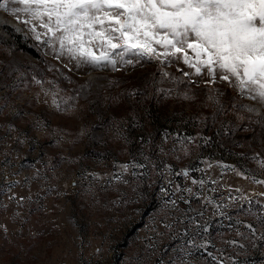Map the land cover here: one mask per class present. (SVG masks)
<instances>
[{
    "label": "rangeland",
    "instance_id": "rangeland-1",
    "mask_svg": "<svg viewBox=\"0 0 264 264\" xmlns=\"http://www.w3.org/2000/svg\"><path fill=\"white\" fill-rule=\"evenodd\" d=\"M25 19L0 8V264H264V137L245 125L264 104L182 60L78 66ZM164 69L180 78L161 103L176 115L208 112L203 85L222 90L238 151L200 154L192 124L130 146L135 91L171 82Z\"/></svg>",
    "mask_w": 264,
    "mask_h": 264
},
{
    "label": "snow or ice",
    "instance_id": "snow-or-ice-1",
    "mask_svg": "<svg viewBox=\"0 0 264 264\" xmlns=\"http://www.w3.org/2000/svg\"><path fill=\"white\" fill-rule=\"evenodd\" d=\"M0 8L26 16L37 40L47 37L44 43L78 66L182 60L210 77L205 83L219 78L264 104V0H3Z\"/></svg>",
    "mask_w": 264,
    "mask_h": 264
},
{
    "label": "trees",
    "instance_id": "trees-1",
    "mask_svg": "<svg viewBox=\"0 0 264 264\" xmlns=\"http://www.w3.org/2000/svg\"><path fill=\"white\" fill-rule=\"evenodd\" d=\"M26 50L33 53L36 56H40L33 48L29 47L27 44L24 45ZM164 73L168 75L161 76V81H165L166 78L172 79L171 82L166 84L162 82L163 85L156 84L155 80L148 82V85L145 86V90L135 91L136 99L139 104H137V110L135 113H130L131 115L127 118L128 126L126 127V137L129 141L130 146H137L143 143L151 142V145L158 144L163 141L164 136L166 135L164 131V126L171 124L178 128L180 125L189 126L192 124L194 129L200 130L202 133L200 144V154L206 152H212L214 150H219L220 152H225L227 149L235 151L237 149L236 141L233 139L234 134L236 133L237 122L235 117H231L223 112V110L230 109V99L228 101L222 100L223 92L219 90V87L215 85L205 84L203 89L209 91L210 93H205L204 95H210V102L208 105V112L199 113L200 110L198 107L203 108V104L196 106L188 115L186 113H179L181 115H176L173 111H170L168 108H165L163 104L165 103L167 97L172 96L174 93L175 87L179 86L180 78L177 75L176 79L174 74L169 69H164ZM165 78V79H164ZM175 82V84L173 83ZM159 86V89L156 87ZM196 88V87H192ZM143 92V93H142ZM218 100V101H217ZM220 100V101H219ZM264 116H261L263 118ZM260 116H252L248 119V122L245 125L248 128L255 129L259 136L264 137V118L262 122L259 121ZM244 125V124H243ZM138 129L136 132L135 130ZM175 134L174 131L170 132ZM179 136L182 133H178ZM231 137V138H230ZM177 139V138H176ZM241 143V141L239 142ZM247 145V144H246ZM155 146L154 149H159ZM140 148L137 147L136 150ZM249 149V148H248ZM135 150V151H136ZM139 154L146 155L148 153L145 149ZM240 150V149H239ZM251 148L249 150L242 149L243 155H246L244 158L253 156ZM241 152V151H240ZM252 152V153H251ZM259 154L264 152V146L259 149ZM258 154V155H259ZM254 155H256L254 153Z\"/></svg>",
    "mask_w": 264,
    "mask_h": 264
}]
</instances>
